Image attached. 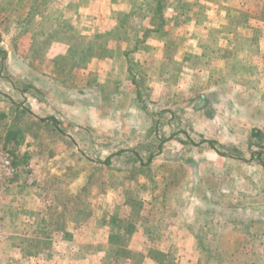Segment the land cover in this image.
Here are the masks:
<instances>
[{
	"label": "rangeland",
	"instance_id": "1",
	"mask_svg": "<svg viewBox=\"0 0 264 264\" xmlns=\"http://www.w3.org/2000/svg\"><path fill=\"white\" fill-rule=\"evenodd\" d=\"M157 1L0 0V151L14 167L0 184V218L4 233V221L16 230L17 216L29 217L22 226L23 260L55 237L98 244L112 230L136 228L137 243L147 232L145 254L167 264H264V105L255 106L264 104V91L230 72L228 81L243 86L228 91L231 107L218 96L203 101L195 96V73H177L175 54L184 53L185 63L192 57L189 45L175 41L163 56L173 72L161 76L167 91L151 87L155 67L144 69L151 48L146 52L142 40L137 49L134 42L170 19L164 17L169 0ZM188 2L175 6H183L176 7L182 13ZM214 2L230 7L233 25L264 22V0H197L195 6ZM191 14L187 26L195 20ZM118 40H125L120 50H139L138 82L128 73L135 83L128 95L104 85L97 73L113 66L118 71L110 79L123 77L128 62L112 57ZM163 93L170 96L166 105ZM67 102L90 105V118H118L123 127H79L53 104ZM128 117L138 129H128ZM215 130L219 139H203ZM7 131L12 136L5 138ZM97 227L109 232L98 236ZM128 235L114 239L126 243ZM9 238L4 233L0 242L8 248L0 251L13 255L14 264L16 250L9 248L21 238Z\"/></svg>",
	"mask_w": 264,
	"mask_h": 264
},
{
	"label": "crops",
	"instance_id": "2",
	"mask_svg": "<svg viewBox=\"0 0 264 264\" xmlns=\"http://www.w3.org/2000/svg\"><path fill=\"white\" fill-rule=\"evenodd\" d=\"M176 1L177 0L168 1L170 6L167 7L166 11L170 12L164 17L170 15V19H162V28L159 31L156 30L155 33L150 32V36H144V38H142L143 43L141 44V47L144 48L146 52L151 48V50L148 51L149 54L145 58L144 69L147 72L155 67L154 70H156L153 72V79H151L150 84L151 87L155 88L156 84V88H160V85H162V87L168 85L166 76H161L162 74H171L173 72H171V70H168L167 72L169 65L163 56L168 44L175 41L179 44L181 43V45H189L186 46V48L189 49L187 51V56L192 57L190 63H185L184 60L187 59L182 55L184 53H180L179 55L175 54L176 57L174 58L180 62L179 71L177 73L179 75H184L186 72V76H188L189 73L191 74L190 76L195 73V96H198L203 101L206 102V98L209 97L211 100H215L218 96L224 105H226L225 103L227 100V105H230L231 107L232 99L230 98L228 91L233 87L240 88L243 86L240 82L228 81V74L230 72L239 74L243 77L245 80L243 81V84L250 83L253 84V89L264 91V22L260 19L255 21L248 18L239 24L233 25L231 22L232 20L229 18V15H231L230 7L218 6L215 2L213 3L214 5L200 6L198 4V6H195L197 0H188L189 5L185 6V11L181 13L176 7L183 9V6H175ZM187 13H192L191 15L196 16L195 20H192L194 22H192L190 26L186 25V22H188V19L186 18ZM182 14H184V16H182ZM172 19L175 20V23H173ZM155 34H159V37H156ZM124 41H115V53L112 55L114 60L113 63L115 62L116 56H119L117 57L119 61L126 62L127 58L132 62L134 57H138L139 50L130 53H128V50L124 47L120 50L121 46L118 45L123 44ZM190 51L192 53L188 54ZM108 58L111 60V54ZM109 68H112V70H109ZM116 71H118V69L115 70L113 66H109L106 71L99 70L97 73L98 75L105 77L102 82L104 85L111 84L113 88H119L120 91L123 92L122 94H131L133 86L135 87V83L131 82L127 65H124L123 69L121 68V74L124 73L123 77L121 76L122 78L112 81L110 77L114 76ZM189 82H193V77H190ZM164 89L167 91V86L164 87ZM201 92H206V96H203ZM164 93L161 100L162 104L165 103L164 105H166L170 96H168V94L164 95ZM262 97L263 95L259 98ZM256 101L257 100H255V102ZM213 102L216 104V101ZM261 102L262 101L259 100L257 104L255 103L256 105H254L258 108V104L264 105L263 102ZM53 104L56 107H60V109L63 110L62 112H65V119L79 127H93L98 129L107 128L112 131H121V128L123 127L118 118H112L109 121L106 118L100 119L97 116L95 119L90 118V109L88 108L91 107L90 105H77L71 102ZM100 104H102V101ZM129 112H131L129 109L125 111V115H129ZM50 115H52L51 112ZM248 119H250L249 121L251 122L254 121V118L248 117ZM214 123L220 128L217 122ZM227 123H231V121H227ZM127 127L130 130L138 129L137 121H132L131 118L128 117ZM199 129L200 128H198L197 124H195V134L197 136L199 134ZM207 133L208 134H204L206 136L203 139L209 140L211 139V136L219 139L218 135L221 134V130L208 131ZM222 137L223 136H221V138ZM227 144H231V142ZM16 221L18 224L16 230H9L7 221H4V233L6 237L10 236L8 240L14 239V237H16L17 240L19 237L21 238V244L19 242L13 244V246L9 248L11 251L16 250L15 255L17 257L14 264H167V260L165 259H156L154 257L152 258L149 253L145 254V247L149 245L147 232L144 231L142 234L141 231H138L142 234L141 237H143V243H137L135 236L136 228H133L131 232H128L123 228L112 230V232L107 234V241L103 240L102 243L98 244L89 242L74 243L72 241H67L64 237H55L56 239L50 240L47 242V245H45V250H43L46 251L45 253H43V251H41L42 253L37 252L32 258L23 260L21 254L26 246L24 239L27 238V235L25 234L26 232L23 231L22 226L29 221V217L24 213L21 216H17ZM98 230L100 233H97ZM65 231H69L68 228ZM93 231L96 232L98 236L103 235L102 233H104V229L98 227ZM53 234L56 235L55 231H53ZM66 234L67 233H64L63 235ZM124 235L130 237L129 241L126 243L116 242L114 239L117 237L123 238ZM6 244L7 243L5 242H0V250H6L8 248V245ZM50 249H57L59 254L53 253L52 251V254H50L48 252ZM156 250H160L159 253H165L161 249L156 248ZM87 251L90 254H86ZM19 253L20 256L18 258ZM136 253L138 254V259L135 258L137 255ZM12 256L13 255L10 254H1L0 251V264L1 260L5 263L9 262L8 264H11L12 261L10 258ZM107 257L109 258L107 259Z\"/></svg>",
	"mask_w": 264,
	"mask_h": 264
},
{
	"label": "trees",
	"instance_id": "3",
	"mask_svg": "<svg viewBox=\"0 0 264 264\" xmlns=\"http://www.w3.org/2000/svg\"><path fill=\"white\" fill-rule=\"evenodd\" d=\"M158 2L159 3H161V0H159V1H157L156 3L158 4ZM160 7V6H159ZM163 24V21H161V24L160 25H158V27H157V31H159L161 28H162V25ZM155 30V31H156ZM142 42V38L141 37H136V39H135V44H138V45H136V47H137V49L139 48V45H140V43ZM136 47H134V49L133 50H129L128 51V53H130V52H132V51H135L136 50ZM68 49H69V47H68ZM90 50V49H89ZM69 51H70V49H69ZM91 51H93V49L91 50ZM77 54H78V52H80V51H75ZM88 55V54H87ZM64 57V56H63ZM136 61V60H135ZM134 61V59H133V62H130V60H129V58H127V69H128V73L132 76V79L135 81V83H137L138 81H136V79H135V74H134V71H135V69H136V62ZM65 62H66V59H65ZM10 136H12L11 135V132H6V134H5V138L7 137H10ZM108 161V160H107ZM145 165V164H144ZM251 223V222H250ZM95 226H97V225H95ZM101 229H104V233H102V234H107L108 232H109V229L108 228H102L101 227ZM107 231V232H106ZM209 230L208 229H206L205 230V232L204 233H207ZM97 233H100V231L98 230V232ZM195 234H196V237L199 239V246L202 248V249H204L205 250V248H206V244L204 245V243L202 242V240H203V238L201 239V236H199L198 234H197V232H195ZM202 242V243H201ZM206 251V250H205Z\"/></svg>",
	"mask_w": 264,
	"mask_h": 264
},
{
	"label": "built area",
	"instance_id": "4",
	"mask_svg": "<svg viewBox=\"0 0 264 264\" xmlns=\"http://www.w3.org/2000/svg\"><path fill=\"white\" fill-rule=\"evenodd\" d=\"M14 174V167L12 166L9 155L6 152L0 151V184L10 179ZM3 227L0 218V241L3 239Z\"/></svg>",
	"mask_w": 264,
	"mask_h": 264
}]
</instances>
